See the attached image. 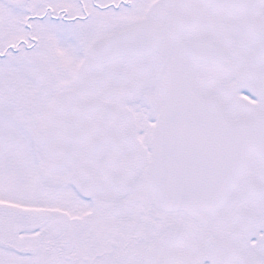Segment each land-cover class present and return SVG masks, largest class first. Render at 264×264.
Returning <instances> with one entry per match:
<instances>
[{
  "label": "snow or ice",
  "instance_id": "snow-or-ice-1",
  "mask_svg": "<svg viewBox=\"0 0 264 264\" xmlns=\"http://www.w3.org/2000/svg\"><path fill=\"white\" fill-rule=\"evenodd\" d=\"M0 264H264V0H0Z\"/></svg>",
  "mask_w": 264,
  "mask_h": 264
}]
</instances>
